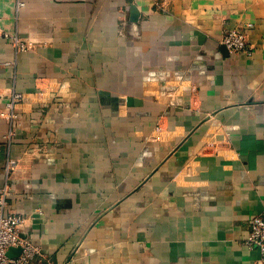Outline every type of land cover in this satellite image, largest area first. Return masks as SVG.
<instances>
[{"label": "crops", "instance_id": "0c3cea01", "mask_svg": "<svg viewBox=\"0 0 264 264\" xmlns=\"http://www.w3.org/2000/svg\"><path fill=\"white\" fill-rule=\"evenodd\" d=\"M5 185L57 264H264V0H0Z\"/></svg>", "mask_w": 264, "mask_h": 264}, {"label": "built area", "instance_id": "2783aa9c", "mask_svg": "<svg viewBox=\"0 0 264 264\" xmlns=\"http://www.w3.org/2000/svg\"><path fill=\"white\" fill-rule=\"evenodd\" d=\"M222 43L231 53L251 51L247 34L243 30L229 31L223 37ZM20 99L21 95L15 94L10 107ZM8 116L13 117V112ZM9 186L5 185L0 194V264H57L42 251L41 246L25 236V220L22 214L14 213L8 208L7 194L11 190ZM245 244L259 249L261 261L264 262V211L252 218L250 234ZM11 248H20L19 255L10 257L8 252Z\"/></svg>", "mask_w": 264, "mask_h": 264}, {"label": "water", "instance_id": "95a60500", "mask_svg": "<svg viewBox=\"0 0 264 264\" xmlns=\"http://www.w3.org/2000/svg\"><path fill=\"white\" fill-rule=\"evenodd\" d=\"M131 15H132L133 21H137L139 19L140 13H139V10L135 4H133L131 6ZM20 251H21L20 248H11L8 252V255L10 257H15V256L19 255Z\"/></svg>", "mask_w": 264, "mask_h": 264}]
</instances>
